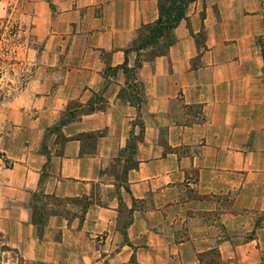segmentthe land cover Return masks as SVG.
<instances>
[{"label":"crops","instance_id":"1","mask_svg":"<svg viewBox=\"0 0 264 264\" xmlns=\"http://www.w3.org/2000/svg\"><path fill=\"white\" fill-rule=\"evenodd\" d=\"M23 2L22 19L41 46L22 91L20 129L33 134L0 185L9 246L31 264H199L213 249L224 263L242 264L247 253L260 264L264 233L250 236L256 210L264 211V75L214 23L215 5L221 11L225 1L193 3L168 56L144 62L129 80L106 69L125 64L138 30L158 19L157 0ZM203 27L206 50L195 70L194 36ZM136 84L144 87L141 108L120 98ZM97 97L104 109L81 115ZM74 102L81 107L69 109ZM138 119V166L118 190L108 170L139 134ZM93 134L95 142L85 137ZM36 193L69 202V214L52 215L41 238L32 222ZM119 196L133 211L126 229Z\"/></svg>","mask_w":264,"mask_h":264},{"label":"rangeland","instance_id":"2","mask_svg":"<svg viewBox=\"0 0 264 264\" xmlns=\"http://www.w3.org/2000/svg\"><path fill=\"white\" fill-rule=\"evenodd\" d=\"M220 1V0H219ZM222 10L215 5L214 23H223L226 37L233 38L239 44L237 52L241 53L242 59L247 66L253 69L254 74L264 75V0H224ZM25 3L23 0H0V185L3 178L8 179L14 176L16 159L23 154V147L30 141L33 132L20 129L27 117L23 113L26 108L27 97L22 96L23 89L29 83L34 72V59L36 52L34 48L41 46L31 33L28 23L22 19L25 13ZM203 36L197 39L202 44L201 51L204 53L206 43V32L203 29L199 32ZM194 65L200 61L194 60ZM201 64V63H200ZM246 66V68H247ZM77 104L70 103L69 109L74 110ZM191 112L196 113V108H191ZM25 126V125H24ZM20 143H19V142ZM126 158V157H125ZM124 157L118 162L113 163L108 170L115 180L116 187L124 186L126 183V171L130 167ZM117 191V190H116ZM48 201V202H47ZM37 206L44 205L48 214L55 213L59 215H68L66 206L68 201L57 200L50 201L42 199L41 202H34L31 198V204ZM42 215V221L50 219L47 215ZM126 208L123 207L121 216L126 221ZM40 216V211L37 217ZM257 227L253 230V237L257 230L264 233V211L260 208L255 212ZM122 223H125V222ZM38 234V233H37ZM0 249L2 243L9 245L8 238L1 234ZM262 258L260 264H264V244L262 246ZM18 250V249H16ZM23 258L21 252L18 250ZM242 264H250L247 253H244ZM24 259V258H23ZM199 264H229L222 261L218 249H213L203 256L199 257ZM31 264L24 259V262L17 260L15 254H5L0 250V264ZM259 262V260H257ZM41 264V263H34Z\"/></svg>","mask_w":264,"mask_h":264},{"label":"trees","instance_id":"3","mask_svg":"<svg viewBox=\"0 0 264 264\" xmlns=\"http://www.w3.org/2000/svg\"><path fill=\"white\" fill-rule=\"evenodd\" d=\"M157 1H158V12H159L158 19L154 23L141 26L130 48H128L125 51L126 54L125 64L115 69L108 67L106 69V73H105L106 75L116 74L119 69H122L128 80L136 79L138 70L142 67L144 62H152L157 58L167 57L171 47L176 43L175 30L183 21L187 20V14L190 6L193 3L200 0H157ZM202 18L203 19L205 18V7H204V11L202 12ZM198 36H203V35L199 33L194 36L196 38V43L198 45V48L200 49V54L196 59H198L201 63V56L203 52L201 51L202 44L197 39ZM204 49H206V47H204ZM131 54H135L136 56L135 64L133 68H129L128 66L129 56ZM263 56H264V52H263ZM200 63L198 65H194L195 63L193 62L192 65L193 68L197 70L199 67H201ZM143 90L144 87L142 84L141 85L136 84L133 87L134 93H130L129 89L124 90L122 93H120V98L123 101L130 103L131 105L141 108L142 103L144 102ZM96 101H97V105H95V103H92L87 109H81V115L91 114L97 110H103L104 109L103 99L97 97ZM78 107L81 106H78L77 104V108ZM64 122L65 121H62L63 124ZM134 126L139 127L140 129L139 134H135V132H132L128 140L127 147L120 153L119 157L114 161V163H116L118 162L119 159L126 157L124 161L127 164H130V167L127 168L126 175L130 170L136 169L138 166L135 155H136L138 143L142 142L145 136V125L141 119H138L135 122ZM59 129H60L59 127H56L54 130H59ZM85 137L88 138L89 140H92L93 142H95L97 138L94 134L86 135ZM88 150L91 151L90 149ZM115 179L117 180V177H115ZM120 187L122 186H119L118 190L120 189ZM124 189L127 193H130L128 187H124ZM33 198H34V202L36 203L41 202L42 199L49 200V202L61 200L52 196H46L43 193H36L33 195ZM119 200H120L119 211L121 215L122 208L123 207L126 208V206L124 205L121 196H119ZM88 205L89 203H85V207H87ZM31 208L33 211L32 222L37 229L38 236L41 238L49 222V219L48 220L46 219L44 221H42L41 219L42 215H45L47 213L45 210L46 207L44 205L37 206L36 204L32 203ZM39 211H40V216L37 217ZM126 212L128 216L131 215L133 211L132 210L128 211V209L126 208ZM47 215L50 218L52 215H55V213H50V214L47 213ZM129 217L128 220L126 221L127 223H125L126 224V226H124L125 229L127 226H129L132 223V217L130 218ZM0 238H2V235H0ZM0 250L5 254H15L19 263L24 262V259L20 256L18 250L10 247L5 242L2 243ZM203 255L204 254H201L199 257ZM5 264H8V262H6ZM130 264H137V263L135 259H133Z\"/></svg>","mask_w":264,"mask_h":264}]
</instances>
